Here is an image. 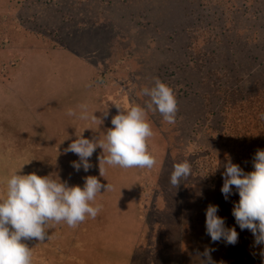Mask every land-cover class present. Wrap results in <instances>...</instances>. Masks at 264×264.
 <instances>
[{
    "label": "rangeland",
    "instance_id": "obj_1",
    "mask_svg": "<svg viewBox=\"0 0 264 264\" xmlns=\"http://www.w3.org/2000/svg\"><path fill=\"white\" fill-rule=\"evenodd\" d=\"M157 79L173 89L178 112L174 124L147 112L156 166H105L103 178L97 148L93 167L76 171L68 145L83 131L102 141L116 106L146 107L142 90ZM82 104L102 121L78 119ZM261 114L264 0H0V194L22 166L18 174L70 186L86 176L111 186L96 198L95 219L27 241L36 264H200L205 246L216 264H262L232 215L234 186L228 200L221 193L222 165L250 172L264 149ZM185 160L191 175L176 188L170 177ZM209 204L236 228L237 244L206 234Z\"/></svg>",
    "mask_w": 264,
    "mask_h": 264
},
{
    "label": "clouds",
    "instance_id": "obj_2",
    "mask_svg": "<svg viewBox=\"0 0 264 264\" xmlns=\"http://www.w3.org/2000/svg\"><path fill=\"white\" fill-rule=\"evenodd\" d=\"M143 94L150 100L146 107L130 106L111 119L112 128L107 129L105 138L88 139L83 132L76 136L65 153L71 152L79 157L73 161L76 171L81 167L85 172L93 167L90 158L97 148L102 149L99 159V175L105 176L106 167L147 168L157 164L155 155L149 150L148 141L154 133L147 119L148 111H158L169 124L176 122L178 102L171 87L156 80L152 88L145 87ZM80 120L97 118L89 113L87 105H80ZM68 116H77L73 109H68ZM105 117L108 113L104 112ZM264 119V114H261ZM101 120V119H99ZM102 121V120H101ZM253 170L245 172L239 164L228 159L222 166L223 185L221 193L225 200L233 195V186L239 195L234 202L232 215L240 230H248L253 236V247L260 248L259 255L264 264V149H257L254 154ZM23 167V166H22ZM19 170L10 172L5 189L0 194V264H36L33 248L27 241L43 242L49 238V230L55 225L66 224L76 228L86 219H95L102 211L103 205L96 202L101 189L109 191L111 186L104 185L96 176H86L83 187L69 185L67 181L40 176L36 172L18 174ZM221 167L217 166L216 170ZM192 165L189 161L174 165L170 177L172 186L178 188L181 179L191 175ZM219 206L209 204L206 209V234L213 243L224 241L228 245L238 243L239 233L235 227H227L226 219L217 215ZM214 248L205 246L203 252L196 251L200 264H216L211 253ZM255 255V253H253Z\"/></svg>",
    "mask_w": 264,
    "mask_h": 264
},
{
    "label": "bare ground",
    "instance_id": "obj_3",
    "mask_svg": "<svg viewBox=\"0 0 264 264\" xmlns=\"http://www.w3.org/2000/svg\"><path fill=\"white\" fill-rule=\"evenodd\" d=\"M116 175H117V173H116Z\"/></svg>",
    "mask_w": 264,
    "mask_h": 264
}]
</instances>
